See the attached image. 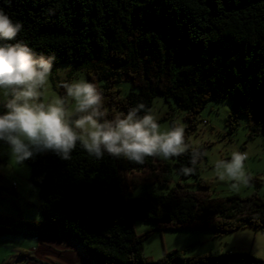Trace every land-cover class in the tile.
<instances>
[{
  "label": "trees",
  "instance_id": "1",
  "mask_svg": "<svg viewBox=\"0 0 264 264\" xmlns=\"http://www.w3.org/2000/svg\"><path fill=\"white\" fill-rule=\"evenodd\" d=\"M0 10L22 25L14 40L0 44H27L37 58L54 57L52 66L85 64L102 95L101 122L134 109L142 117L162 94L187 110L191 127L209 100L227 99L228 133L241 115L250 135L264 129V0H0ZM99 79L104 83L96 84ZM124 79L135 90L120 95L112 83ZM79 115L74 111L71 118ZM175 126L171 120L170 130ZM184 146L178 156H146L143 164L107 152L97 158L80 140L67 159L33 147L22 160L38 189L42 219L0 214V234L21 228L36 238H67L96 264H264L246 251L187 256L183 248L159 259L143 255L148 232L135 231L136 219L160 230L222 234L247 225L264 231L263 196H212L197 165L204 147L191 146L185 133ZM173 171L198 187L177 183L162 194H126L135 185H169Z\"/></svg>",
  "mask_w": 264,
  "mask_h": 264
},
{
  "label": "rangeland",
  "instance_id": "2",
  "mask_svg": "<svg viewBox=\"0 0 264 264\" xmlns=\"http://www.w3.org/2000/svg\"><path fill=\"white\" fill-rule=\"evenodd\" d=\"M81 79L90 83L85 64L68 62L54 65L48 82L39 89L40 95L35 102L47 105L57 98H63L69 122L72 123L76 119L71 118V113L75 111V101L67 96L65 85ZM102 83H104L103 80H96V84ZM112 86L119 90L118 94L120 95L135 90L126 79L115 81ZM6 91V89L0 88V115L7 111L6 104L11 98L10 95H5ZM231 107V103L227 99L209 100L196 113L195 125L191 127L189 120L185 118L187 110L177 105L172 98L166 99L162 94H158L153 98L148 114L154 116L162 133L170 131L172 120L176 126L184 128V133L191 146L202 145L204 147L205 156L197 165L200 176L209 181L208 189L212 196L219 197L231 193L246 196L256 192L264 198V129L250 135L249 121L246 116L241 115L237 119V128L232 133H228L227 116ZM72 126L74 127V124ZM234 151L247 154V159L244 161L246 185L243 181L230 180L227 176L220 179V172L223 169L218 171L217 164L221 161H230ZM29 168L25 161L17 159L13 153L12 145L6 140L0 139V214L14 220L42 219L40 195L37 187L30 183ZM177 183L186 185L189 189L198 187L193 178L181 177L173 171L172 181L169 185H159V183L147 186L135 185L129 188L126 194L129 197H146L149 193L162 194L168 191L170 186H176ZM232 185H237V187L233 188ZM0 226H2V222H0ZM134 226L137 233L148 232L142 245L143 255L147 258L159 259L167 250L183 248H186L187 256L203 255L211 250H217L218 252L246 251L264 258V231L262 228L254 226L245 225L222 234H217L213 230H203V228L160 230L156 227L155 222L143 219H136ZM14 229L13 232L2 231L0 234V264H42V259L39 255L35 256L34 251L38 246V238L34 237V234H28L25 229ZM72 243L78 249L79 257L69 247L61 250L53 247L52 250L57 253V256H59L58 251H61L62 255L66 251L72 254L76 257L74 264L94 263L87 259L78 244L69 241V244ZM174 264L183 263L176 262Z\"/></svg>",
  "mask_w": 264,
  "mask_h": 264
},
{
  "label": "clouds",
  "instance_id": "3",
  "mask_svg": "<svg viewBox=\"0 0 264 264\" xmlns=\"http://www.w3.org/2000/svg\"><path fill=\"white\" fill-rule=\"evenodd\" d=\"M21 26L0 10V40H14ZM51 59L54 57L37 58L24 43L0 44V88L7 90L6 96H11L6 104L7 111L0 115V139L12 145L17 159L30 157L33 147L56 151L67 159L77 140L97 158L107 152L110 156H124L138 164H143L146 156L168 159L185 151L184 128L175 126L162 133L151 114L138 117L134 109L114 120L101 122L102 95L95 84L83 79L65 85L67 96L75 101V112L80 114L72 123L63 98L47 105L36 103L39 89L48 82L51 74ZM246 159V153L234 151L230 161L219 162L217 170L223 169L220 179L227 176L246 185Z\"/></svg>",
  "mask_w": 264,
  "mask_h": 264
},
{
  "label": "crops",
  "instance_id": "4",
  "mask_svg": "<svg viewBox=\"0 0 264 264\" xmlns=\"http://www.w3.org/2000/svg\"><path fill=\"white\" fill-rule=\"evenodd\" d=\"M37 238H38L37 239L38 240V246L34 249V251H35V256L39 255L40 258L42 259L41 260L42 264H50L51 262H53V263L57 262L60 264H74V258H76L75 256L68 253L67 251L63 255L61 254V251H58L59 256H57V253H54V251L52 250L53 247H54V249L56 248L57 250H61L62 248L65 249V248L69 247L73 251H75L79 257L78 249L76 248V246H74L73 243L69 244L70 240L67 238L54 236V234H45V235H39L38 234ZM60 238H62V239H60ZM67 240H69V241H67ZM52 253H53V255H52ZM50 256H52V257H50ZM28 258H30V257H28ZM85 262H88V261H85ZM88 263L92 264L91 262H88ZM93 264H96V263L94 262Z\"/></svg>",
  "mask_w": 264,
  "mask_h": 264
}]
</instances>
